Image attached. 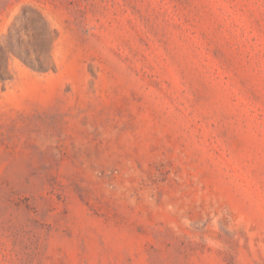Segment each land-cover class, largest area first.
I'll list each match as a JSON object with an SVG mask.
<instances>
[{
  "label": "rangeland",
  "instance_id": "rangeland-1",
  "mask_svg": "<svg viewBox=\"0 0 264 264\" xmlns=\"http://www.w3.org/2000/svg\"><path fill=\"white\" fill-rule=\"evenodd\" d=\"M0 264H264V0H0Z\"/></svg>",
  "mask_w": 264,
  "mask_h": 264
}]
</instances>
